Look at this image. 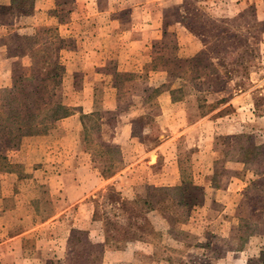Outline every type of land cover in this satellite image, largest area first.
<instances>
[{
  "label": "rangeland",
  "instance_id": "374dc122",
  "mask_svg": "<svg viewBox=\"0 0 264 264\" xmlns=\"http://www.w3.org/2000/svg\"><path fill=\"white\" fill-rule=\"evenodd\" d=\"M0 264H264V0H0Z\"/></svg>",
  "mask_w": 264,
  "mask_h": 264
},
{
  "label": "trees",
  "instance_id": "16d2710c",
  "mask_svg": "<svg viewBox=\"0 0 264 264\" xmlns=\"http://www.w3.org/2000/svg\"><path fill=\"white\" fill-rule=\"evenodd\" d=\"M171 188L168 187H155L148 190L144 195H137L135 197L139 209L119 191L115 190L112 185L107 186V192L110 196H106L104 205L108 208L101 218L104 241L110 238L118 239H141V234L150 227V222L146 217V211L154 209L156 200H154V192L167 191ZM154 191V192H153ZM95 201V199H94ZM96 211L94 210V216ZM94 220L92 216L91 221ZM75 232L85 235V242L90 248L94 244L87 238L86 229H75Z\"/></svg>",
  "mask_w": 264,
  "mask_h": 264
},
{
  "label": "crops",
  "instance_id": "0c3cea01",
  "mask_svg": "<svg viewBox=\"0 0 264 264\" xmlns=\"http://www.w3.org/2000/svg\"><path fill=\"white\" fill-rule=\"evenodd\" d=\"M147 1H153V0H146V2H147ZM114 107H115V102H114L112 105L110 104L108 108L113 109ZM83 112H84V113H89V112H91V109L84 110ZM126 129L128 130V131H126V133H128V137H133V136H132V131H131L132 126H131V123H130V122H129V124L126 126ZM158 147H160V146L158 145ZM154 152H156V151L154 150ZM101 182H102V181H98V182H96V185L94 184V186H92V188L89 189V190L91 191L92 189L97 188L98 186L101 185ZM83 196H84V194H81V197H83ZM79 200H81V198L74 199L73 202L75 203V202H78ZM73 202H71V203H73Z\"/></svg>",
  "mask_w": 264,
  "mask_h": 264
}]
</instances>
